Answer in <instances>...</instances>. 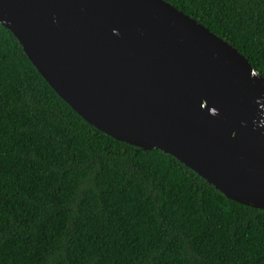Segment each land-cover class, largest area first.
I'll use <instances>...</instances> for the list:
<instances>
[{
	"label": "trees",
	"instance_id": "16d2710c",
	"mask_svg": "<svg viewBox=\"0 0 264 264\" xmlns=\"http://www.w3.org/2000/svg\"><path fill=\"white\" fill-rule=\"evenodd\" d=\"M264 77V0H164ZM0 264H264V210L100 132L0 25Z\"/></svg>",
	"mask_w": 264,
	"mask_h": 264
},
{
	"label": "water",
	"instance_id": "95a60500",
	"mask_svg": "<svg viewBox=\"0 0 264 264\" xmlns=\"http://www.w3.org/2000/svg\"><path fill=\"white\" fill-rule=\"evenodd\" d=\"M0 25L88 124L264 210V77L164 0H0Z\"/></svg>",
	"mask_w": 264,
	"mask_h": 264
}]
</instances>
